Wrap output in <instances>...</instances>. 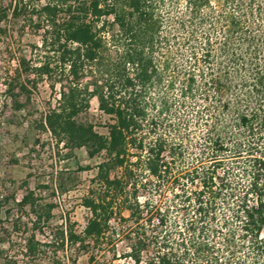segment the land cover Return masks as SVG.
I'll return each instance as SVG.
<instances>
[{"label":"trees","instance_id":"trees-1","mask_svg":"<svg viewBox=\"0 0 264 264\" xmlns=\"http://www.w3.org/2000/svg\"><path fill=\"white\" fill-rule=\"evenodd\" d=\"M10 20L40 34L31 57L6 44ZM43 79L58 99L39 128L102 158L62 248L86 264H264V0H0V119ZM91 100L106 135L80 119ZM2 244L0 264H78L49 256L57 238Z\"/></svg>","mask_w":264,"mask_h":264},{"label":"rangeland","instance_id":"rangeland-1","mask_svg":"<svg viewBox=\"0 0 264 264\" xmlns=\"http://www.w3.org/2000/svg\"><path fill=\"white\" fill-rule=\"evenodd\" d=\"M21 25V21L10 20L6 44L16 55L29 58V47L40 43V34L22 33ZM5 47L4 44L2 48ZM57 99L58 87L52 90V82L40 80L21 111L8 109L0 119L1 240L16 243L35 236L41 243H47L52 237L59 244L61 231L72 226L81 233L90 217L82 200L95 187L92 179L102 158L90 159L84 149H64L52 135L39 128L40 120L56 105ZM80 119L92 123L101 135L107 134L106 126L111 123L109 117L98 111L96 100L90 101ZM0 247L5 249L7 244ZM122 248L125 249L119 246V250ZM48 253L64 259L78 257V264H86L88 258L77 254L76 248L68 245L62 248L60 244Z\"/></svg>","mask_w":264,"mask_h":264}]
</instances>
